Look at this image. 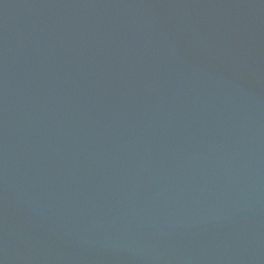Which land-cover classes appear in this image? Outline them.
Segmentation results:
<instances>
[{
	"label": "water",
	"instance_id": "95a60500",
	"mask_svg": "<svg viewBox=\"0 0 264 264\" xmlns=\"http://www.w3.org/2000/svg\"><path fill=\"white\" fill-rule=\"evenodd\" d=\"M0 264H264V0H0Z\"/></svg>",
	"mask_w": 264,
	"mask_h": 264
}]
</instances>
